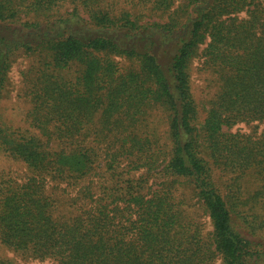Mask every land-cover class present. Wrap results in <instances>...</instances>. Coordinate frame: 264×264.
Returning <instances> with one entry per match:
<instances>
[{
	"label": "trees",
	"instance_id": "trees-1",
	"mask_svg": "<svg viewBox=\"0 0 264 264\" xmlns=\"http://www.w3.org/2000/svg\"><path fill=\"white\" fill-rule=\"evenodd\" d=\"M104 2L0 0V153L29 171L0 174L1 243L55 264H264L218 180L250 177L264 195V0H140L119 15ZM24 56L19 131L1 103ZM199 57L215 87L200 128ZM240 124L249 133L231 131ZM180 183L212 233L188 216Z\"/></svg>",
	"mask_w": 264,
	"mask_h": 264
},
{
	"label": "rangeland",
	"instance_id": "rangeland-1",
	"mask_svg": "<svg viewBox=\"0 0 264 264\" xmlns=\"http://www.w3.org/2000/svg\"><path fill=\"white\" fill-rule=\"evenodd\" d=\"M140 0H105L104 4L116 11L114 14L119 15L120 10L131 9V11L138 13ZM137 3V4H134ZM72 10L70 5H65L62 11ZM155 13V12H154ZM86 17V16H85ZM147 19L157 20V17H148ZM159 19V18H158ZM204 48V47H202ZM113 59L122 65L126 66V61L119 57ZM32 58L21 57L14 63L10 82L8 83L7 91L1 103V113L4 123L12 126L19 131H25L29 128L28 114L30 111L29 100L25 97L24 78L23 73L27 71L32 64ZM203 58L199 57L192 65V85L194 95L199 104V121L197 123L200 128L207 117V112L210 108V102L215 94V87L213 84L214 77L203 67ZM161 131L162 122L158 123ZM251 127L246 124L235 126L231 131L233 133L240 131L241 133H249ZM260 130H264V125ZM12 175L19 182H23L29 175L27 166L21 161H16L8 156L0 153V174ZM221 188L224 193L231 191L234 195V201L238 205L237 212H233V221L238 225L241 233L249 240L256 243H264V195L256 196V191L259 189L258 185L250 177L240 181L241 188L237 185L228 188L230 182H224L226 179H219ZM177 188L181 191V200L186 204L188 216L201 226L205 234L213 232L212 222L209 214L205 211L202 202L195 195L191 186L182 185L180 183ZM242 203V204H241ZM263 249V247H260ZM0 255L5 259L13 260L16 264H55L52 260H40L35 257L25 256L21 253L6 247L0 240ZM216 264H222L221 259L216 260Z\"/></svg>",
	"mask_w": 264,
	"mask_h": 264
}]
</instances>
